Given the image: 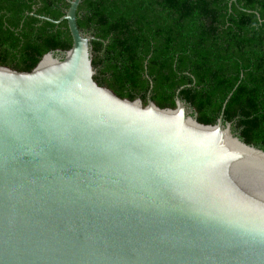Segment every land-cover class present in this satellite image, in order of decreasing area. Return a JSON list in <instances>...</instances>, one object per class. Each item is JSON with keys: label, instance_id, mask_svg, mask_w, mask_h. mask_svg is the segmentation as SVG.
I'll use <instances>...</instances> for the list:
<instances>
[{"label": "water", "instance_id": "95a60500", "mask_svg": "<svg viewBox=\"0 0 264 264\" xmlns=\"http://www.w3.org/2000/svg\"><path fill=\"white\" fill-rule=\"evenodd\" d=\"M69 49L0 64V264H264V149L191 104L95 79L82 0ZM236 1V0H232Z\"/></svg>", "mask_w": 264, "mask_h": 264}, {"label": "trees", "instance_id": "16d2710c", "mask_svg": "<svg viewBox=\"0 0 264 264\" xmlns=\"http://www.w3.org/2000/svg\"><path fill=\"white\" fill-rule=\"evenodd\" d=\"M67 0H0V64L29 71L66 50ZM79 28L92 41L95 79L119 96L161 107L191 104L203 123L224 121L264 149V0H82Z\"/></svg>", "mask_w": 264, "mask_h": 264}]
</instances>
